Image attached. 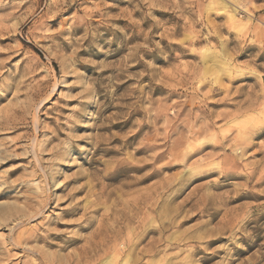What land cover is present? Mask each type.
<instances>
[{"label":"rangeland","instance_id":"obj_1","mask_svg":"<svg viewBox=\"0 0 264 264\" xmlns=\"http://www.w3.org/2000/svg\"><path fill=\"white\" fill-rule=\"evenodd\" d=\"M0 264H264V0H0Z\"/></svg>","mask_w":264,"mask_h":264},{"label":"bare ground","instance_id":"obj_2","mask_svg":"<svg viewBox=\"0 0 264 264\" xmlns=\"http://www.w3.org/2000/svg\"><path fill=\"white\" fill-rule=\"evenodd\" d=\"M231 18H232L233 21H238V20H239V19L237 18V15H235V14H232V15H231Z\"/></svg>","mask_w":264,"mask_h":264}]
</instances>
